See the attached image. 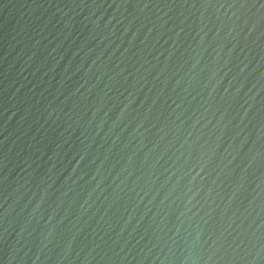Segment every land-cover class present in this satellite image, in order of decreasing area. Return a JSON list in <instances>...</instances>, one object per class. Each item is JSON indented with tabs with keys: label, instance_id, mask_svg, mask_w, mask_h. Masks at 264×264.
Segmentation results:
<instances>
[{
	"label": "water",
	"instance_id": "water-1",
	"mask_svg": "<svg viewBox=\"0 0 264 264\" xmlns=\"http://www.w3.org/2000/svg\"><path fill=\"white\" fill-rule=\"evenodd\" d=\"M0 264H264V0H0Z\"/></svg>",
	"mask_w": 264,
	"mask_h": 264
}]
</instances>
